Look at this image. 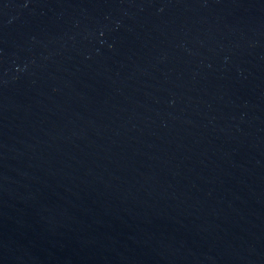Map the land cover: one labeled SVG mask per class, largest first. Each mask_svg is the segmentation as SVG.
Segmentation results:
<instances>
[{"label":"water","instance_id":"95a60500","mask_svg":"<svg viewBox=\"0 0 264 264\" xmlns=\"http://www.w3.org/2000/svg\"><path fill=\"white\" fill-rule=\"evenodd\" d=\"M264 0H0V206L128 135Z\"/></svg>","mask_w":264,"mask_h":264}]
</instances>
